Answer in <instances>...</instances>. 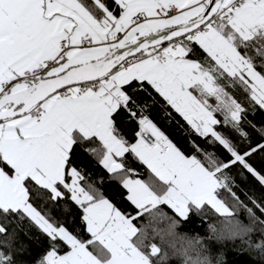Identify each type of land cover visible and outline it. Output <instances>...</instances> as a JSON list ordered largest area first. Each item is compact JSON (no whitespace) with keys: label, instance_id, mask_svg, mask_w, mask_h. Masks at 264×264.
<instances>
[{"label":"snow or ice","instance_id":"obj_1","mask_svg":"<svg viewBox=\"0 0 264 264\" xmlns=\"http://www.w3.org/2000/svg\"><path fill=\"white\" fill-rule=\"evenodd\" d=\"M237 86L253 114L264 110V0H0V264H16L25 221L47 242L35 264H162L156 238L182 264H224L177 229L206 205L233 216L219 190L235 197L234 170L264 188L250 162L264 143L240 147L250 140L248 109L228 91ZM157 105L187 125L186 150L151 118ZM132 122L135 142L122 129ZM85 153L100 166L94 180L80 166ZM104 186L123 189L135 213ZM250 199L252 225L225 219L217 238L243 239L259 224L262 238L246 243L264 260V201ZM69 203L75 229L53 214Z\"/></svg>","mask_w":264,"mask_h":264},{"label":"trees","instance_id":"obj_2","mask_svg":"<svg viewBox=\"0 0 264 264\" xmlns=\"http://www.w3.org/2000/svg\"><path fill=\"white\" fill-rule=\"evenodd\" d=\"M228 91L234 95L236 99L241 101L246 109H248L246 113V121L243 122V126L249 134L250 144L247 141L243 142L240 145L241 149L243 150L249 146L254 147L259 143H264V137H262L260 132L256 130L264 129V110H260L257 107L255 108V114H253L252 106L246 101L247 94L244 93L243 89L239 88V86L235 88H229ZM213 104H215L214 100ZM150 116L157 126L166 135H168L169 138L173 140V142H175L182 149L186 150L185 145L187 137L185 136V130L187 129V125L184 124L183 120L178 115L173 113L175 118L169 121V119L164 117L163 108H161L160 105H157L150 113ZM217 117L223 121V116H221L219 113L217 114ZM247 121H251V124H254L256 128L254 129L251 127ZM181 125H183V127H181ZM122 129L126 138L130 142H135V131L138 130L137 125L134 122L130 124L125 123L122 125ZM220 130L226 132V134L231 138L236 139L235 135L227 129L221 127ZM197 142L203 143L200 140ZM215 151L222 158H227L222 149L217 148ZM129 162L131 166L134 167L139 173L140 179L149 181L150 173L145 166L139 164L137 161H134L131 158H129ZM250 162L254 167L257 168V170L264 173V152L255 154ZM80 166L84 170L86 179L89 180H94L96 175L101 171L98 162L93 157L88 156L86 153L81 157ZM236 171L239 170H234L233 173H230L232 192L235 193V197L225 189L219 190V198L233 213V216L229 218L222 217L216 213L215 210L211 208V206L206 205L200 215L191 214L190 220L182 222L177 231L182 235H187L188 237L199 236L202 238L203 244L213 257V260H215V257L222 253L224 257V264H264V260L257 258V254L253 250L249 249L246 243V241L249 239L253 242H256L262 238L261 225L255 224V231L248 236H245L243 239L240 237H237L235 240H221L217 238L220 230L223 228V221L225 219L240 221L243 225L251 226L252 221L249 219L247 210L243 205H247V207H253L250 198L256 199L258 202L264 201V188H261V186L250 175L246 174L247 178L240 177L236 175ZM154 179L155 178L152 177V180ZM102 191L122 210L132 212L133 214L135 213L133 206L122 199L120 193L124 191L123 189H119L118 186H104ZM159 208L166 212L169 216H174L172 210L166 205H160ZM254 211L256 210L254 209ZM53 214L57 218L62 219L69 228L75 229L77 227L78 219L76 218L78 217V210L71 203L68 204L67 211H65L63 209V205H61L59 210H53ZM256 214L257 216H260L261 219H264V216H261L258 211H256ZM147 217L148 214L146 213L144 217L136 222L137 226H147ZM209 225H214L217 228L216 234H213L210 231ZM7 227L9 229V233H11L12 229L15 228L16 225L9 224ZM22 227L23 230H17L14 242V255L16 264H35V261L47 249L46 239L38 232L35 227L29 228L27 221L24 222ZM149 232L151 234L150 227ZM2 239L4 238L0 237V240ZM153 242L160 245L163 251L168 253L167 260L163 261L162 264H182V261L172 254V250L167 246V244H161L159 238H156ZM15 249H18V251H15Z\"/></svg>","mask_w":264,"mask_h":264},{"label":"crops","instance_id":"obj_3","mask_svg":"<svg viewBox=\"0 0 264 264\" xmlns=\"http://www.w3.org/2000/svg\"><path fill=\"white\" fill-rule=\"evenodd\" d=\"M211 103H213V100L212 101H210Z\"/></svg>","mask_w":264,"mask_h":264}]
</instances>
